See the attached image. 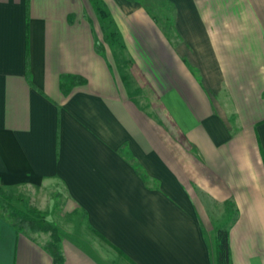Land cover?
Instances as JSON below:
<instances>
[{
    "label": "crops",
    "instance_id": "1",
    "mask_svg": "<svg viewBox=\"0 0 264 264\" xmlns=\"http://www.w3.org/2000/svg\"><path fill=\"white\" fill-rule=\"evenodd\" d=\"M102 1L130 78L89 0H0V184L91 229L61 264H215L206 203L235 206L232 264H264V0ZM48 237L0 212V264H53Z\"/></svg>",
    "mask_w": 264,
    "mask_h": 264
},
{
    "label": "trees",
    "instance_id": "2",
    "mask_svg": "<svg viewBox=\"0 0 264 264\" xmlns=\"http://www.w3.org/2000/svg\"><path fill=\"white\" fill-rule=\"evenodd\" d=\"M99 21L103 39L108 44L119 42L122 47L123 42L119 34L117 25L112 18L106 4L102 0H89ZM95 49L103 53V44L97 40L94 42ZM64 77H73L65 75ZM63 79V78H62ZM143 175V172L140 171ZM0 212L8 219L16 230L19 231H44L49 237L44 244V248L52 257L53 264H61L63 254L61 250V238L55 225L43 217L40 210L35 208L21 209L12 201V190L0 184ZM214 261L215 264H232L229 249V228L228 226L218 227L214 232Z\"/></svg>",
    "mask_w": 264,
    "mask_h": 264
},
{
    "label": "rangeland",
    "instance_id": "3",
    "mask_svg": "<svg viewBox=\"0 0 264 264\" xmlns=\"http://www.w3.org/2000/svg\"><path fill=\"white\" fill-rule=\"evenodd\" d=\"M163 4H160L158 0H153L152 4L150 5V13H152L154 15V18L157 20L158 17L162 14L163 15H168L170 13L169 11V7L165 6V4L162 6ZM169 11V12H168ZM170 15V14H169ZM96 16V14H95ZM160 20V19H159ZM94 21L96 22V24H99V21L96 18L94 19ZM161 22V20H160ZM167 24V23H166ZM168 25V24H167ZM170 26V25H169ZM100 28V26H99ZM101 31V29H100ZM97 41H99V43L101 42L108 51V54L112 57V59L114 60L116 66H117V70L118 73L120 72V70L122 71V73H125L126 67L128 68V72L127 75H129L128 77L130 78V66L132 65L130 62V57L128 52L126 51V49H124V47H122L120 45L119 42H114L113 44H108L106 42V40L103 39V35H102V31L100 32L99 38L97 39ZM121 73V72H120ZM139 88L136 87V90H138ZM139 91V90H138ZM249 174H251L249 176ZM247 175L250 177L248 179V184L249 188H254L256 183H254L253 180H251V176H252V171L251 170H247ZM10 190H12V201L21 209H26L25 207H27V205L24 203L26 201L27 197H24V194H21V192H19L18 190H14L12 187H7ZM63 196L60 194L58 196L55 197V202H60L62 200ZM25 200V201H24ZM60 206L55 207V209L50 210V211H41L40 214L43 215V217L45 219H47L49 222H51L53 225H55V227L57 228L58 233L60 234V232H62V234L66 235L69 238H81L80 241H83L85 243L86 240H88L89 238L94 237V233L91 231V229L88 226H84V227H77V229H79L78 231L74 232L73 228H72V218L70 217V215H62V212L59 208ZM227 207V209H226ZM235 206L233 203H228L227 205H219L216 206V204H211V203H206L205 205V210L203 212H201V214L203 215V222L207 225V229L210 230L211 235H213V241H214V232L218 227H223L226 225H230L231 221L233 220V218L235 217V215L237 214L234 210ZM76 229V228H75ZM44 232V231H42ZM85 234V238L83 236H81V234ZM76 234H79L76 235Z\"/></svg>",
    "mask_w": 264,
    "mask_h": 264
}]
</instances>
